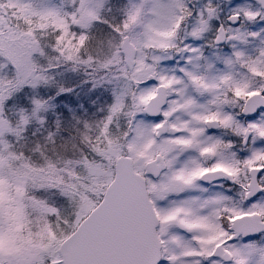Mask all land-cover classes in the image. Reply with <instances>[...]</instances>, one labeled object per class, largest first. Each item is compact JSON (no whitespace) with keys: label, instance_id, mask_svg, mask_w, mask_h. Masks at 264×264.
Masks as SVG:
<instances>
[{"label":"snow or ice","instance_id":"6c2138e0","mask_svg":"<svg viewBox=\"0 0 264 264\" xmlns=\"http://www.w3.org/2000/svg\"><path fill=\"white\" fill-rule=\"evenodd\" d=\"M0 264H264V0H0Z\"/></svg>","mask_w":264,"mask_h":264}]
</instances>
